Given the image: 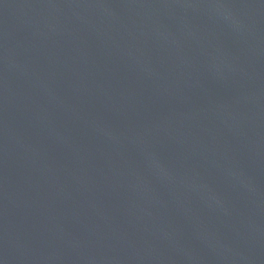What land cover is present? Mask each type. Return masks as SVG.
<instances>
[{"label": "water", "instance_id": "95a60500", "mask_svg": "<svg viewBox=\"0 0 264 264\" xmlns=\"http://www.w3.org/2000/svg\"><path fill=\"white\" fill-rule=\"evenodd\" d=\"M0 264H264V0H0Z\"/></svg>", "mask_w": 264, "mask_h": 264}]
</instances>
